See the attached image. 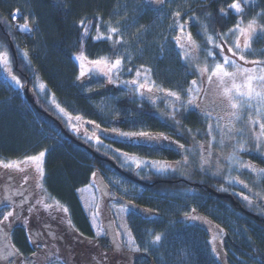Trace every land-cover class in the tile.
<instances>
[{
    "label": "trees",
    "instance_id": "1",
    "mask_svg": "<svg viewBox=\"0 0 264 264\" xmlns=\"http://www.w3.org/2000/svg\"><path fill=\"white\" fill-rule=\"evenodd\" d=\"M233 2L165 0L158 5L150 0H0V53L8 54L12 73L23 87H31L35 101V105L27 101L23 89L15 87L0 66V160L23 161L26 156L46 151L40 182L43 187L37 188V192L44 203L59 206L58 210L45 209L46 219L34 222L33 228L40 229L43 238L35 245L29 242L26 227L20 224L13 227L11 243L21 259L36 262L39 256L50 260L60 257L62 264H264V207L257 213L233 194L235 186L208 176L205 181H195L139 173V178L150 179L153 185L135 182L113 169L105 158L120 165L116 149L128 155L172 162L181 156L165 147L137 145L104 136V145L95 146L71 131L64 114L56 108L59 104L73 119L80 116L90 124L94 121L103 131L170 134L169 126L161 121L153 105L124 90L114 92L110 106L99 109L95 103L112 91L104 90L103 82L99 85L93 77L86 82L78 80L80 66L76 57L83 53L89 61L110 62L123 57L124 81L133 80L136 69L143 66L151 69L150 78L158 88L179 92L184 97L196 76L192 64L184 58L185 52L175 43L180 31L173 28L177 21L174 13L181 12L179 22L184 25L192 17L200 21L190 26V32L200 43L203 41L200 29L205 25L214 37L228 33L241 20H255L257 25H264V0L249 3L240 0L244 12L239 15L228 7ZM17 10L19 23L30 21L37 25L35 35L20 31L11 20ZM82 19L89 28V36L81 47ZM96 23L105 36L109 34L108 27L120 28L123 43H114L116 35L112 41L93 40ZM252 48L256 54L247 53V58L261 59L264 37L254 40ZM25 51L27 57L23 55ZM218 51H213L215 60L220 59ZM40 85L46 87L39 91ZM187 116L179 120L192 129L204 130L201 116L192 113ZM245 157L264 167L260 156ZM96 177L102 178L114 196L124 195L115 182L132 188L131 194L125 193L124 200L136 207L128 210L127 223L137 252L123 253L111 237L95 235L77 191L92 184ZM260 184L264 190V181ZM218 186H225L227 191H220ZM214 191L232 194L238 205ZM64 208L68 211L64 212ZM9 210L4 207L0 219ZM192 214H197V221L188 219ZM210 225L223 227L227 232L219 258L213 252ZM156 235L161 236L160 242H154Z\"/></svg>",
    "mask_w": 264,
    "mask_h": 264
},
{
    "label": "rangeland",
    "instance_id": "2",
    "mask_svg": "<svg viewBox=\"0 0 264 264\" xmlns=\"http://www.w3.org/2000/svg\"><path fill=\"white\" fill-rule=\"evenodd\" d=\"M252 0H243L244 3H249ZM198 23L197 18L192 19L191 21L185 25L186 31L190 32V26L191 23ZM250 23V21L241 20L240 26L242 28H247V25ZM257 29V32L260 30V25L255 24L254 25ZM204 29L203 27L200 29V33H203ZM191 33V32H190ZM192 35V41L195 44V47L191 46L188 42L186 35L184 33L179 32V37H181V42L184 44V48L186 49L185 55L187 56V61L189 64H192L193 69H195L196 65H199L200 67L208 66L209 70H211L212 66V60L213 57L207 56V49L212 48V45L208 44L206 41V36L211 35L208 31L206 34H201L203 37L202 43L197 42L194 35ZM212 36V35H211ZM229 39V36H224ZM214 42L219 43L215 40L216 37H214ZM259 37H254L251 42L256 40ZM235 38L232 37L229 44H231V41ZM241 44L244 43V37H240ZM213 51H216V49H213ZM219 52V51H218ZM214 54V52H213ZM224 54L227 56H231V53L228 52V48L224 47ZM247 52L244 53L246 59ZM78 57L80 59L78 60ZM81 56H77V61L80 66V72L81 68H83V71L86 73L85 77L82 78L84 82H86L89 77H93L96 79V81L103 82L104 84V90L112 91L111 94L100 100L99 102H96L95 105L98 106L99 109H104L110 106V100L111 96L116 91L124 90L127 93L133 94L137 99H145L148 101L151 105H153L157 110V115L161 119V121L165 124H167L171 130V134L167 135L162 133H150V131H137L132 133H139V132H146L151 137L155 138H163L167 137V140L160 139L155 144L151 142H147L143 139H135V140H126L130 141L133 144H149L151 146L155 147H166L173 149L179 153L181 156L180 160L178 161H166V160H155V159H146L143 157H139L137 155H128L129 158L132 160H135L140 164V168L135 167V165L131 166H122V164H125V161L122 157L116 154L118 161L120 165L123 168L132 169V171L135 174L143 173L145 176H150V174H155L162 177H179V178H186L191 179L195 181H205L208 177L222 180L225 183L231 184L235 186L237 189L233 192L242 202H244L248 207L251 209H254L257 213H261V208L264 207V190L261 188V184L264 181V172L260 170H264V167H260L259 164L252 162L251 160L247 159L245 155L247 154H255L263 158L264 160V145H262V150L257 151L255 147V140L253 137V134H259V126H255L252 129V132L248 133L243 138L237 137V139H240L242 143H244L245 151L240 152L239 158L242 162L250 163L256 171H252L251 169L242 168L239 165L235 164L234 162H229L227 159L233 151V144L235 141L231 139L228 135L224 136V143L221 144V135L219 131H216L213 133L215 136V141L211 143V156L209 157V153L207 151L209 145H210V137L207 135V126L209 121L203 117L200 114V111L196 109L195 107L189 106V109L187 112H185L183 115L177 114L176 119L179 120V118L182 121V118L188 117L187 115H190L191 113L193 115H199L204 120V130L199 129H192L186 125H184L183 122L180 120V124L176 125L175 122L170 118V112L171 108L170 105L175 103L177 106H179L180 102L175 101L174 98L166 96L164 92H158L157 86L152 84V80L149 75V81L148 86L153 87V93L148 94L146 92V89H141L140 91H144L146 93L145 98H141L138 93H136L130 86L125 87V85L122 83L124 80L122 79V70L119 73V76L117 77V74L114 70H109L108 65L114 63L110 61H106V63H101L99 66L94 65L91 63V61L87 60ZM9 58V57H8ZM250 60V59H248ZM222 62V61H221ZM239 64L242 65V67H253L252 64H245L244 61L237 60ZM10 64V62H9ZM8 64V65H9ZM102 70V71H101ZM6 71V76L11 81L10 77L14 74L12 73L11 67L8 66V70ZM229 71H232L230 69ZM195 72V71H194ZM104 73H107V75H104ZM111 77L113 82L109 81L108 77ZM195 80H197V85L200 87L201 91L199 94V97L197 99L198 103H201V108H203L204 104L208 102L209 99H219L221 88L217 86L216 78L213 77V81L211 83L208 82L207 76L208 73H205L203 77H200V75L195 72ZM136 79V77L134 78ZM201 81H203L201 83ZM12 82V81H11ZM13 85L17 88H19L14 82H12ZM140 83H145L143 79H140ZM100 85V83H99ZM98 86V84L96 85ZM39 91H42L39 87ZM205 93L208 95L205 96ZM147 95H153L154 99L149 100L147 99ZM197 94L194 92L193 96L195 97ZM182 100L186 103L187 97H181ZM228 109H225L223 111H214L213 116H220L222 117L220 124L221 127L224 128L225 132H227L228 128L231 127V117L228 115ZM63 114V113H62ZM65 116L69 129L72 130L76 135H78L81 138H84L88 142H92L95 146H101L103 144V140L101 139L100 132L94 127L93 124L87 123L86 121L80 119L79 121H75L74 119L71 121V123H74L76 125V130L74 131L73 128L70 126L69 123V117L67 115ZM255 113L253 112V119H255ZM214 123V121H212ZM235 127L239 128L241 127V124L239 122L235 123ZM191 130L189 132L188 130ZM247 131V130H246ZM93 132L96 133L100 137V140L102 143L97 144L95 140H89L87 137H91L93 135ZM113 132V131H111ZM119 133L120 131H117ZM120 140L125 141V139H122L120 137ZM171 142V143H170ZM178 145H183V149L179 148ZM201 145L204 146L203 149H201ZM202 157L209 159L211 161L210 164L204 165V170H201V162ZM219 157V165L222 169L221 172L217 175H213V173L216 172V161ZM7 163L8 161H4ZM15 162V161H13ZM44 162V158H43ZM170 166L171 168H174L175 171H166L163 173H157L156 169ZM20 171L12 170V169H4L0 167V200H4L5 203L7 201L5 200V197L11 196L12 201L15 205L19 206V202L17 201L18 198L13 196L15 193L22 192V195L27 196L28 203H32V196L37 193V188L34 184L37 185V183L40 180V175L36 171L35 163L29 162L27 164H21ZM42 170H43V164H42ZM27 176L28 180L27 183H25L24 178ZM11 178V179H9ZM230 180H238L243 181V184L241 183H230ZM119 185L122 190L126 193H130L132 188L130 189L127 186H121L119 183H116ZM99 185L97 182H94L92 185L85 187L81 190H79V198L80 202L86 212V215L94 229V232L96 233L97 237L105 236L109 234L110 236L114 235L113 231L117 232V234L113 237L117 243V245H120V248L122 250H126L128 252L134 253L137 251V247L133 238L132 233L130 232V229L127 224V215H128V208L126 205H119L122 203L120 200L118 201L119 204H117V199L110 197V192L107 190V188L103 185L102 181H99ZM244 185H247L245 188ZM218 189L221 191L222 189H226L225 186H218ZM222 191H227L222 190ZM243 194L244 196L249 197V201H245L240 194ZM123 195V194H122ZM21 197V196H20ZM124 199H126V195H123ZM54 206H56L54 203H51ZM105 204L109 205L108 208L112 211V217L111 215H108L104 212L105 210ZM28 204H24L23 207L26 209ZM2 207V206H0ZM14 211V215L16 211H19V207H16L15 209H12ZM46 211L43 209L42 206L39 207V211L36 209H33L32 213H28L27 211H24L23 214L19 219H9V226L3 227L0 225V227L3 228V231H0V241L2 244H0V248H5L7 246L6 239L10 238V232L14 225L17 223H23L25 225L31 224L34 222H38V220L45 218ZM45 216H44V215ZM191 216H197V214H192ZM189 216V217H191ZM47 217V216H46ZM46 219V218H45ZM189 219V218H188ZM191 221H197V219H189ZM114 227V229H113ZM208 233L210 235L211 243L213 245V248L216 249V253L220 254V248H221V242L224 239V237L227 235V232L223 227L217 226V225H210L208 226ZM99 234V235H98ZM38 241V240H36ZM15 251V250H14ZM220 256V255H219ZM42 257V256H41ZM42 259V258H41ZM0 264H56L55 261L48 262V261H39L38 262H24L23 260L19 259L18 253L15 256H9L7 259H0Z\"/></svg>",
    "mask_w": 264,
    "mask_h": 264
},
{
    "label": "snow or ice",
    "instance_id": "3",
    "mask_svg": "<svg viewBox=\"0 0 264 264\" xmlns=\"http://www.w3.org/2000/svg\"><path fill=\"white\" fill-rule=\"evenodd\" d=\"M150 2L163 5L165 3V0H150ZM230 9H232L237 15L244 12V8L242 7L240 0H234L233 3H231L228 6ZM222 14H226L224 9L220 10ZM19 15V10L16 12H13L12 18L15 20L17 16ZM174 16L177 18L176 24L173 26L174 29H178L181 33H184L186 35V38L191 46L195 47L194 42L192 41V35L190 32L186 31V26L179 22V17L181 16V12L177 11L174 13ZM192 19H195V17H192ZM80 26L83 29L82 35H81V47L83 46V41L88 38L89 36V28L85 26V21L82 19L79 22ZM256 24V21H251L247 28H242L239 23L236 24L235 27L229 29V32L226 34H217L215 40L219 41V43L214 42V38L211 35L206 36V41L208 44L212 45V48L207 49V56L213 57V49H219V52L216 53L220 57L219 60H215L213 58V63L211 66V70H209L208 66L200 67L199 65L195 66L194 71L197 72L200 77H203L205 73H208L207 79L208 82L211 83L213 81V77L216 78V83L219 88H221L220 98L219 99H209L206 104H204L203 108H201V103L197 102V99L200 94V87L197 85V80L191 81V86L185 90V96L187 97V102L185 103L182 98L181 94L179 92L170 91L163 88H157L158 92H164L166 96L174 98L175 101H179L180 104L177 106L175 103L170 105L171 112H170V118L175 122L176 125L180 124V121L176 119V115L179 113L183 115L185 112L188 111L189 106L195 107L200 111V114L205 117L209 123L207 126V135L211 138L210 139V145L207 149L209 153V157L211 156V143L215 141V136L213 135L214 132L219 131L221 135L220 143H224V136L228 135L231 139L235 141L233 144V151L232 154L227 158L229 162H234L235 164L239 165L242 168L251 169L252 171H256L254 166H252L250 163L242 162L239 158V153L242 151H245L244 143L241 142L239 138H243L248 133L252 132V129L255 126H259V134H253L254 140H255V147L257 151L262 150V145H264V51L260 52L261 59H253L248 60L246 59L244 53L247 52L250 55H255L256 51L251 47V42L254 37H264V25L260 26L259 32H257L256 27L254 26ZM17 27L22 32H28L31 33L34 31V29L30 28L28 24L24 25H17ZM204 32L200 34H206L207 32V26H203ZM38 30V29H37ZM96 35L92 37L93 40H102L106 39L109 41H112L113 35L117 36V39L114 41L115 44H122L123 43V37L120 35V28L117 27H108L107 32L109 33L107 36H105L100 31V24L96 23L95 25ZM229 36V39L231 40L232 37L235 39L231 41V44H229L228 41H225L223 39V36ZM244 37V43L241 44L240 37ZM175 43L176 45L182 50V52L186 53V49L184 48V44L181 42V37L177 36L175 37ZM228 47V52L231 53V56H227L224 54V47ZM24 57L28 56L27 51L23 53ZM81 57H83V53H81ZM86 59V57H84ZM185 59L187 56L185 55ZM80 57H78V60ZM122 60L123 57L116 58L114 60V63L108 65L109 70H114L117 74V77L119 76L120 71L122 70ZM244 61L245 64H252L253 67H242L241 64L237 62ZM222 61V62H221ZM92 64L99 66L101 63H106V61L101 60H95L91 61ZM9 64V58L8 54L6 52L0 53V66H3V68L6 70L7 66ZM229 69H232V71H229ZM102 71V70H101ZM128 72H132V68L127 69ZM151 72V69L143 68L141 66L140 68H137L135 71V77L136 79L130 80V81H123L122 83L125 85V87H131L141 98H145L146 93L144 91H140L141 89H146V92L148 94L153 93V87L148 86L149 81V74ZM86 73L83 71V68H81L80 76L77 78L82 79L84 78ZM104 75H107V73H104ZM109 81L113 82L111 77L109 76ZM11 81L14 82L19 88H23V84L21 83L20 79L16 76L10 77ZM140 79H143L145 83H140ZM203 81H201L202 83ZM152 84L154 85L155 82L152 81ZM46 86L40 85L41 90H43ZM196 93L197 95L194 97L193 93ZM208 94L205 93V96ZM149 100H153V95H147L146 97ZM56 108L59 110L60 113H63L65 115H68L65 112V109L63 107H60L59 104H56ZM225 109H228V115L231 117V127L228 128L227 132H225L224 128L221 127L220 121L222 117L220 116H213L214 111H223ZM253 112L255 113L256 118L253 119ZM81 119L80 116H76L74 118L75 121H79ZM73 118L69 116V123L70 126L73 128V130H76V125L74 123H71ZM214 121V123L212 122ZM239 122L241 124V127L237 128L235 127V123ZM96 129H99V125H96L94 121L91 122ZM247 130V131H246ZM106 131V130H105ZM191 132V130H188ZM113 133L121 137L125 140H135L137 138L143 139L147 142L156 143L158 140L163 139L167 140V137L163 138H155L151 137L146 132H139V133H132V132H119L117 133L116 130H113ZM89 140H95L97 144L102 143L100 140V137L96 135L95 132H93V135L91 137H87ZM171 143V142H170ZM179 148L183 149V145H178ZM204 146L201 145V149H203ZM114 152L122 157L125 161V164H122V166H131L135 165V167L140 168V164L136 162L135 160H132L129 158L127 153H120L118 149L114 150ZM46 155V151L39 152L38 155L34 156H26L24 157L23 161H9L5 163L3 160H0V167L4 169H12L20 171L22 170L20 165L21 164H27L29 162L35 163L36 171L39 173L40 177L43 178V170H42V163L43 158ZM211 161L209 159L202 157L201 162V170H204V165L210 164ZM175 171L174 168H171L170 166H165L161 168H157V173H163L166 171ZM222 169L219 165V157L216 161V172L213 173V175L219 174ZM264 172V170H260ZM92 176L95 177L96 173L93 172ZM11 179V178H9ZM27 176H25L24 181L27 183ZM230 183H241L243 184V181L238 180H230ZM36 187L38 189L42 190V184L37 183ZM246 188L247 185H244ZM226 190V189H222ZM242 198L245 201H249L248 196H244L242 193L240 194ZM28 197H25L24 200L20 202V205L17 206L13 203L11 196L5 197V200L7 203H5L4 200H0V212H2L3 207H7L10 209H15L16 207H19V211L15 212L13 210H9L6 213L3 214L2 219H0V225L3 227L9 226V218L12 217L14 220L19 219L24 211H27L28 213H32L33 209H36L39 211V207L42 206L44 209H50L53 207L51 203H44L43 198L40 196L39 192H37L35 195L32 196V203H28ZM250 202V201H249ZM24 204H28L27 208L25 209L23 207ZM64 212H67V208L63 209ZM193 211H195L193 209ZM189 219H198L196 216L188 217ZM46 227H48L46 225ZM0 231H3V228L0 227ZM99 235V234H98ZM42 234L39 231H34L29 234V242L36 244V239L41 238ZM161 236L156 235L154 242H160ZM39 246V245H37ZM46 246V245H45ZM139 250L138 248L136 249ZM213 252L216 253V249L213 248ZM18 253V249L13 251L11 249H8L7 251L4 248H0V259H7L9 256H15ZM35 255V253H34ZM217 258H219V253H216Z\"/></svg>",
    "mask_w": 264,
    "mask_h": 264
},
{
    "label": "water",
    "instance_id": "4",
    "mask_svg": "<svg viewBox=\"0 0 264 264\" xmlns=\"http://www.w3.org/2000/svg\"><path fill=\"white\" fill-rule=\"evenodd\" d=\"M12 49H13V47H12ZM13 51H14V49H13ZM13 53L16 56L15 51ZM25 94H26L27 101L31 102L32 104H35L34 103V100H33V92H32V89H31V87L29 85H27L26 88H25ZM215 194L217 196H219V197H227V198L232 199L233 200V203L236 205V201L234 200L233 196H230V195L229 196L228 195H221V194L218 195V193H215ZM242 210H243V208H242ZM6 242L9 245L8 248L12 249L11 245L9 244V241L6 240Z\"/></svg>",
    "mask_w": 264,
    "mask_h": 264
},
{
    "label": "flooded vegetation",
    "instance_id": "5",
    "mask_svg": "<svg viewBox=\"0 0 264 264\" xmlns=\"http://www.w3.org/2000/svg\"><path fill=\"white\" fill-rule=\"evenodd\" d=\"M18 194H21V193H15L14 195L17 197ZM25 197H27V196L23 195V196H21V199H18V200L21 202L22 200L25 199ZM0 238H1V236H0Z\"/></svg>",
    "mask_w": 264,
    "mask_h": 264
}]
</instances>
